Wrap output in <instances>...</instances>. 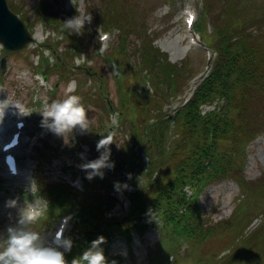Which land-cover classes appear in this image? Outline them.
Returning <instances> with one entry per match:
<instances>
[{
	"label": "rangeland",
	"instance_id": "1",
	"mask_svg": "<svg viewBox=\"0 0 264 264\" xmlns=\"http://www.w3.org/2000/svg\"><path fill=\"white\" fill-rule=\"evenodd\" d=\"M5 1L9 10L29 28L32 41L24 50L12 53L8 57L4 52L2 53L0 45V56H6L5 70L0 75V142L7 140L14 131V122L22 119L27 123L23 145L19 151V161L28 178L26 183L17 187L8 186L9 182L2 176L0 157V195L6 196L0 198V239L6 237L7 227L18 226L17 220L23 211L31 212V208L36 205L39 208L38 214L30 226H34L33 230L38 231L43 238L51 239L61 219L66 216L69 218V223L65 229V237L78 241L82 239L76 235L72 226L74 221L77 222L75 209L70 207L60 213L55 212L57 215L50 216V212L46 211L49 208L47 202L37 195L36 177L39 175L47 180L67 183L73 181L75 172L78 173L80 170L87 179V174L80 165L98 158L100 153L97 152L96 145L107 134L110 126L115 131L111 144L115 147L114 155H119L121 149L130 147V144L134 146L132 134L140 138L139 134L135 133V129H141L140 123L144 124L153 117L171 114L174 109L182 108L181 105L192 97L195 88L206 77L216 58L214 45L206 43L201 33L193 31L195 36L202 40V48L189 44L192 28L185 24L188 12L196 16L193 27L199 25L202 33L210 36L217 29L228 26L233 30L230 35L239 36L238 41H242L244 39L234 30L241 28L242 31L250 34L253 49L257 51L259 49V52L263 49L264 52V0ZM38 7L49 9V17L58 20L55 27L79 15L90 16L91 22H86L79 34L72 33L66 28L58 30L42 20H37ZM102 13L103 18L107 15L114 20L109 28L101 21ZM101 35H107V39L103 42L100 41ZM53 44L56 47L55 51L50 49ZM121 45L123 49L120 48ZM147 53L153 57L151 63H157L155 69H150V62L146 61ZM208 54L211 58L209 61ZM58 59L64 63L63 68L59 69L60 73L52 70ZM160 61L175 66H173L175 68L173 78L167 72H164L165 75L162 73V67L158 66ZM47 69H51L49 75ZM85 69L96 71L97 74L84 76ZM144 69L147 70L145 75L142 74ZM151 70L153 73H158L160 80L157 78L156 82L157 85L158 82L162 85L161 91H158L155 85V77L152 76ZM100 76L101 79L98 80ZM44 77L46 79H43ZM145 81L151 83L156 92L149 89L147 83L144 85ZM117 83L121 86L120 90ZM70 86H72L71 90ZM97 91H100V96L106 95L112 101L115 112L110 108L105 109L106 100L100 97ZM67 95H78L82 98V103L89 110L87 113V118L91 121L89 125L91 129L93 125L94 131H90L89 126L88 130L83 132L77 128L70 142L65 144L62 137L42 127L43 117L40 113L46 103L62 100ZM120 98L124 99L122 104ZM157 100L160 102L159 108L153 103ZM203 109L210 110L212 106H204ZM122 111L126 118H131L129 122H124V125L120 124L118 114ZM14 114H17L16 119H12ZM2 122H5V126ZM149 122L151 123V120ZM88 141L93 147L95 145L90 151L87 146ZM77 148L81 149L78 160L70 151ZM135 151L143 160L146 159L142 151ZM121 177V184L130 187L131 180L128 176ZM77 178V184L73 186L82 190L84 180L81 177ZM242 179L244 183L241 182ZM241 184L258 187L264 184V133L259 134L247 147L246 163L242 174L238 175L236 180L227 179L223 183L210 185L201 193L197 204L203 217L209 219L212 224L229 219L234 223L232 218L234 211L245 206V201L239 203L244 194ZM5 191L7 194L4 193ZM252 194L258 197L255 207L261 206L262 213L251 217L248 224L243 220L237 222L239 227L246 225L243 226L241 240L253 235L255 239L252 243L259 242V247L263 245L257 250L256 256L261 255L264 258V193L254 190ZM119 196L124 198L123 203L112 209L114 213L111 212L112 210H107L105 215L112 213L117 215L121 210H127L130 202L126 197ZM10 200L16 201V207L13 208V212H9L8 208L3 215L2 208ZM245 210L246 208L240 212ZM64 212H73V214ZM225 236H217L210 241L209 248L220 250L227 241H230ZM111 237L108 254L105 253L110 260L119 257L122 264H149L148 249L152 243L149 247V244L145 247L140 240L134 238L131 245L119 236ZM146 237L147 240L152 241L155 239V233L151 231ZM244 244L246 241H243L242 245ZM177 251L178 254H188L183 247ZM218 253L220 257L227 255V251L223 252V250ZM201 254L208 259L212 257V254H207L206 250H202ZM77 256L78 253L75 251L66 259L71 261ZM195 257L197 258L198 255ZM197 259L203 260L202 256ZM192 260L195 259L189 256L179 260L174 256L168 257L171 264H192Z\"/></svg>",
	"mask_w": 264,
	"mask_h": 264
},
{
	"label": "trees",
	"instance_id": "2",
	"mask_svg": "<svg viewBox=\"0 0 264 264\" xmlns=\"http://www.w3.org/2000/svg\"><path fill=\"white\" fill-rule=\"evenodd\" d=\"M38 10L37 20L55 27L58 20L49 17V9L38 7ZM101 17L103 18V13ZM112 20L107 15L101 19L107 27L111 26ZM64 27L63 23H59L55 28L61 30ZM234 30L244 40L238 41L239 36L230 35L233 30L228 26L217 29L211 37L202 33L201 27L197 26L202 38L214 45L215 61L189 103L173 117L172 139L169 135V120L166 121L161 116H157L152 123H149L150 120L140 123L141 129H135V133L145 139V151L150 157L146 173L137 169L133 150L126 147L120 150L119 155H114L111 145L109 149L111 160L115 162L114 173L103 179L93 178L90 182L85 179L83 193L65 183L38 177L39 194L46 200L50 216L70 207L76 208L77 222L73 227L76 235L82 238V241L75 240L79 255L91 241L100 236L108 240L117 233L128 243L134 236L149 244L148 247L152 243L148 249L149 264H170L168 257L174 256L177 259V250L181 247L188 253L184 255H189L199 264L264 263L263 256H256L257 250L263 245L259 247V242L253 244V235L241 240L242 229L246 225L239 227L237 222L243 220L248 224L251 217L262 213L261 206L255 207L258 197L252 191L264 193V184L259 187L241 184L244 194L239 203L245 201V206L234 211V223L229 219L212 224L203 217L197 204L206 187L223 183L227 179L236 180L242 174L247 147L259 134L264 133V52L263 49L261 52L253 49L249 33L241 28ZM235 38H238L237 41ZM53 49L55 51L56 47ZM4 53L8 56L12 54L8 51ZM147 55L146 61L150 62V69H155V63H151L152 55ZM63 64L58 59L52 70L60 73L59 69L63 68ZM173 66L166 63L172 74L175 72ZM84 73L87 75V70ZM214 102L217 105L215 109L204 115L200 113L199 107L202 104ZM153 103L158 105L160 102L157 100ZM119 115L122 125L131 119L125 117L124 111L119 112ZM89 128L94 131L93 125L92 129L90 125ZM113 133H110L111 144ZM91 147L93 149L95 145L93 147L91 144ZM118 164L121 167L128 165V170L134 174L135 187L132 194H129L127 213L118 218H107L105 212L114 202L109 196L108 188L114 187L117 182L112 176L119 172ZM155 171L158 174L152 178ZM241 182L244 183V180ZM186 187L192 192L189 197L184 191ZM245 208L244 212H240ZM149 209L152 210L154 219L147 215ZM33 228L34 226H29L27 229ZM149 231L156 234L152 241H146L143 237ZM223 235L230 241L220 250H211L210 241ZM243 241L246 244L242 245ZM202 250H206L207 254L211 253L212 257L205 258L201 254ZM221 250L228 252L220 258L218 252ZM196 255L197 258L202 256L203 260H198Z\"/></svg>",
	"mask_w": 264,
	"mask_h": 264
},
{
	"label": "clouds",
	"instance_id": "3",
	"mask_svg": "<svg viewBox=\"0 0 264 264\" xmlns=\"http://www.w3.org/2000/svg\"><path fill=\"white\" fill-rule=\"evenodd\" d=\"M86 22L90 23L91 17L79 15L63 24L72 33L79 34L84 29ZM88 112L89 110L82 103L80 96L67 95L62 100L51 101L44 105V110L40 113L43 117L42 127L62 137L65 144H68L72 139L74 130L77 128L81 132L88 130L91 122L87 118ZM110 144L108 137L104 136L96 145L97 152L100 153L98 158L80 165L81 169L86 172L87 179L91 180L95 177L103 179L104 170L115 168V162L111 160V151L108 148ZM128 179H131L130 174ZM128 187L127 184L120 182L114 184V189L117 192ZM5 207H16V201H7ZM147 215L154 219L151 209ZM33 220L34 215L25 210L19 215L18 226L7 227L6 237L0 239V264H107L101 248L105 242L103 236L91 241L82 254L68 261L66 254L70 253L73 248L72 238L65 237L62 228L50 241H46L38 231L21 227L31 224Z\"/></svg>",
	"mask_w": 264,
	"mask_h": 264
},
{
	"label": "water",
	"instance_id": "4",
	"mask_svg": "<svg viewBox=\"0 0 264 264\" xmlns=\"http://www.w3.org/2000/svg\"><path fill=\"white\" fill-rule=\"evenodd\" d=\"M32 40L26 26L11 13L5 0H0V42L3 47L11 51H20ZM5 68L2 59L1 69ZM109 139V137H108Z\"/></svg>",
	"mask_w": 264,
	"mask_h": 264
},
{
	"label": "bare ground",
	"instance_id": "5",
	"mask_svg": "<svg viewBox=\"0 0 264 264\" xmlns=\"http://www.w3.org/2000/svg\"><path fill=\"white\" fill-rule=\"evenodd\" d=\"M195 39H197V37H196ZM195 41H196V40H195ZM190 43H191V42H190ZM190 92H191V90H190ZM13 117H17V114H14ZM13 117H12V118H13ZM1 133H3V132H1ZM19 177L22 178V179H19V180H18V183L23 184V183H25V182L27 181V179H26V174L23 173V174L20 175ZM20 184H19V185H20ZM13 210H14V209L12 208L11 211L13 212ZM11 211H10V212H11ZM3 215H4V213H3Z\"/></svg>",
	"mask_w": 264,
	"mask_h": 264
}]
</instances>
